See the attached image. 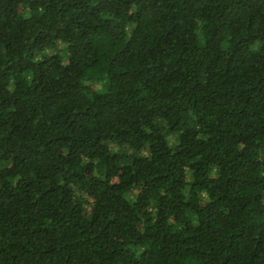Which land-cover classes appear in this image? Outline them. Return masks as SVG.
<instances>
[{
  "label": "trees",
  "instance_id": "1",
  "mask_svg": "<svg viewBox=\"0 0 264 264\" xmlns=\"http://www.w3.org/2000/svg\"><path fill=\"white\" fill-rule=\"evenodd\" d=\"M0 240H264V0H0ZM0 264H264V241H0Z\"/></svg>",
  "mask_w": 264,
  "mask_h": 264
}]
</instances>
